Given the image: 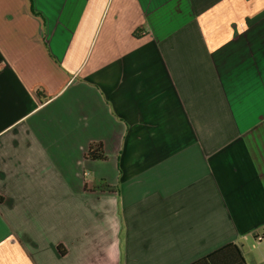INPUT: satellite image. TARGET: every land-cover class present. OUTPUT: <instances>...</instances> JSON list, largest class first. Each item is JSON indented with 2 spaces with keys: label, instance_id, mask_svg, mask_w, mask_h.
<instances>
[{
  "label": "crops",
  "instance_id": "0c3cea01",
  "mask_svg": "<svg viewBox=\"0 0 264 264\" xmlns=\"http://www.w3.org/2000/svg\"><path fill=\"white\" fill-rule=\"evenodd\" d=\"M0 197V264H250L264 0H0Z\"/></svg>",
  "mask_w": 264,
  "mask_h": 264
},
{
  "label": "trees",
  "instance_id": "16d2710c",
  "mask_svg": "<svg viewBox=\"0 0 264 264\" xmlns=\"http://www.w3.org/2000/svg\"><path fill=\"white\" fill-rule=\"evenodd\" d=\"M85 159L104 161L106 156L103 152L102 145L99 142L91 143L84 154ZM2 201V197H0ZM60 249V248H59ZM60 253L63 254V252ZM193 264H247L240 246L229 242L220 248L212 251L202 259Z\"/></svg>",
  "mask_w": 264,
  "mask_h": 264
},
{
  "label": "rangeland",
  "instance_id": "374dc122",
  "mask_svg": "<svg viewBox=\"0 0 264 264\" xmlns=\"http://www.w3.org/2000/svg\"><path fill=\"white\" fill-rule=\"evenodd\" d=\"M243 247L250 264H253L250 260L251 258H254V262H257L264 257V242H260L256 239H247L244 240Z\"/></svg>",
  "mask_w": 264,
  "mask_h": 264
}]
</instances>
